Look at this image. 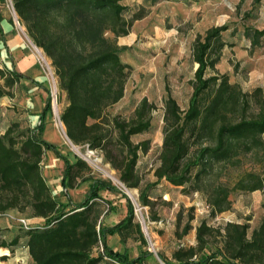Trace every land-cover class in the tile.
<instances>
[{
	"label": "trees",
	"instance_id": "trees-1",
	"mask_svg": "<svg viewBox=\"0 0 264 264\" xmlns=\"http://www.w3.org/2000/svg\"><path fill=\"white\" fill-rule=\"evenodd\" d=\"M12 5L29 38L51 60L60 88L66 93L68 103L60 120L67 137L74 144L106 151L115 131L119 157L112 161L107 154L106 159L118 170V178L126 187H139L136 164L139 151L146 152L148 142L134 143L131 136L149 129L154 104L142 98L129 119L113 116L107 120L108 126L102 121L104 111L123 97L128 76L129 66L119 56L125 46L105 36L107 31L115 37L128 33L131 23L123 17L126 7L122 0H12ZM225 30V25L211 26L192 43V57L197 67L187 108L180 109L170 95L164 100L160 163L154 170L155 181L140 191L143 205L149 204L145 189L162 179L175 186L200 182L213 162L231 159L237 149L248 151L253 146L264 145L261 88L256 87L251 93L257 111L247 116L248 93L230 83L225 73L206 75L208 70L216 71L225 46L222 39ZM259 34L264 31H257L256 35ZM22 77L14 70L0 68L3 80L0 97L11 96V88ZM47 94L35 127L23 128L13 122L0 133V216L13 211L43 219L41 226L26 223L25 227L20 223L26 230L9 242L1 240L0 251L7 253L23 236L34 264H99L101 261L108 264L107 260L142 264L147 259L154 260L153 253L146 248L129 259L108 245V235L121 233L131 226L134 206L111 182L81 176L77 170L88 169L86 162L80 158L71 162L56 145L42 138L43 121L51 109L50 93ZM192 146H195L193 150ZM46 150H52L63 162L60 183L65 189V202L52 195L42 174L41 161ZM77 176L89 184L83 199L73 202L66 189L74 187ZM250 177L251 182L242 180L238 188L264 190V179ZM101 190L119 192L126 199V215L120 221L110 224L94 213V201L101 198ZM228 194L229 190L223 186L214 190L209 197L212 215L228 209ZM190 219L178 234L180 238L190 229ZM137 229L141 242L146 245L139 224ZM248 229L247 223L227 222L220 232L201 221L195 228V245L176 248L170 259L157 255L165 264H264V217L250 233ZM99 244L102 250L94 256L92 250Z\"/></svg>",
	"mask_w": 264,
	"mask_h": 264
},
{
	"label": "rangeland",
	"instance_id": "rangeland-1",
	"mask_svg": "<svg viewBox=\"0 0 264 264\" xmlns=\"http://www.w3.org/2000/svg\"><path fill=\"white\" fill-rule=\"evenodd\" d=\"M122 4L126 7L123 17L131 23L128 33L115 37L107 31L105 36L115 39L119 46H125L119 56L129 66L128 76L123 97L104 111L102 121L108 126L107 120H111L113 116L129 119L142 98L154 104L149 129L131 136L134 143L145 140L148 142L147 151H139L136 171L140 184L136 188L126 187L118 178V170L106 159L107 154H110L109 160L112 161L119 157L120 147L115 131L106 151L89 149L87 144H74L66 137L65 127L60 120V114L68 103L66 93L60 88L51 60L37 47L47 59L50 71L39 59L23 22L18 20L12 0H0V23L10 22L16 29L35 56L42 76L43 90L50 93L49 122L52 125L45 129L43 139L56 145L71 162H75L77 158L86 162L88 169L77 170L81 176L90 175L109 181L128 196L126 189L134 191L133 196H127L134 206L132 224L121 233L108 235V245L113 250L126 254L129 259L146 248L153 253L155 259H147L142 264H165L157 254L170 259L176 248L195 245V228L201 221L220 232H223L227 222L247 223L250 233L264 217V190L249 191L237 186L242 180L251 182V175L264 179V145L253 146L248 151L240 148L231 159L213 162L200 182L175 186L162 179L148 190L145 189L148 205H143L139 199L141 189L156 179L154 170L160 163L163 139L164 100L170 95L180 109L187 108L192 92L191 82L197 67L192 57V43L198 34L203 35L211 26H226L222 33L225 46L215 66L216 71L208 70L206 75L216 72L227 74L230 83L248 93L250 108L246 115L250 116L257 111L251 93L256 87H260L264 95V34L256 35L257 31H264V0L257 3L255 0H122ZM51 76L57 89L55 94ZM53 101L58 107V117L53 113ZM59 120L62 126L58 124ZM88 122L91 123L92 120ZM25 127L23 124V128ZM261 140L264 142V133ZM194 147L192 146V150ZM62 170V160L52 150H46L41 161L42 174L52 195L65 202V189L59 183ZM114 178L122 185L115 182ZM80 179L77 176L74 187L66 189L73 202L83 199L89 184ZM220 186L229 190L228 209L212 215L209 197ZM99 195L105 199L97 198L94 201L93 210L99 219L104 218L113 224L126 215V199L119 192L101 190ZM189 218L191 227L180 238L178 234ZM20 219H24L28 226L43 224L42 218L10 211L0 216V241L9 242L14 236L23 234L26 229L20 224ZM137 224L146 239V245L141 242ZM220 238L217 236L218 240ZM7 250V253L0 254V264H34L26 246V237H20L17 244ZM101 250L99 244L93 248L92 254L96 256ZM99 264H104V261Z\"/></svg>",
	"mask_w": 264,
	"mask_h": 264
},
{
	"label": "crops",
	"instance_id": "crops-1",
	"mask_svg": "<svg viewBox=\"0 0 264 264\" xmlns=\"http://www.w3.org/2000/svg\"><path fill=\"white\" fill-rule=\"evenodd\" d=\"M0 68L14 70L23 75L11 88V96L0 97V133L13 122L23 126L35 127L43 109L47 92L42 87V76L37 67L33 53L26 47L24 41L10 22H1ZM3 80L0 79V84ZM44 130L52 125L49 122V112L44 119ZM61 177H59L60 183ZM61 185V183H60ZM2 254V251H0Z\"/></svg>",
	"mask_w": 264,
	"mask_h": 264
},
{
	"label": "bare ground",
	"instance_id": "bare-ground-1",
	"mask_svg": "<svg viewBox=\"0 0 264 264\" xmlns=\"http://www.w3.org/2000/svg\"><path fill=\"white\" fill-rule=\"evenodd\" d=\"M32 46L34 47L33 44H32ZM34 49H35V51H36V53H37L39 59H40L44 64H47L48 67H49V63H48L47 59L45 58V56L41 53V51H40L38 48H35V47H34ZM49 73L51 74V72H49ZM51 78H52V76H51ZM52 80H53V94H55L57 89H56V85H55V82H54V79H53V78H52ZM52 106H53V107H52V109H53V113L58 117V107H57V104H56L55 101H53V105H52ZM56 119H57V118H56ZM58 124H60V125L62 126V123L60 122V120H59ZM68 141H69V140H68ZM69 142H70V141H69ZM73 149L76 150V151H78L76 147H73ZM88 154H89V153H88ZM90 158H91V157H90ZM96 161H97V160H96ZM112 176H113V175H112ZM114 180H115V182H117V183H119L120 185H122L121 182H119L117 179L114 178ZM126 190H127V192L129 193V196H133L134 191H132V190H130V189H126ZM135 204H136V203H135Z\"/></svg>",
	"mask_w": 264,
	"mask_h": 264
},
{
	"label": "built area",
	"instance_id": "built-area-1",
	"mask_svg": "<svg viewBox=\"0 0 264 264\" xmlns=\"http://www.w3.org/2000/svg\"><path fill=\"white\" fill-rule=\"evenodd\" d=\"M15 21H16V23H18V21L15 19ZM45 66L47 67V69L50 71V66L48 67V65L47 64H45ZM52 74V73H51ZM53 78V77H52ZM20 221V223L23 225V226H25L26 227V222H25V220L24 219H20L19 220Z\"/></svg>",
	"mask_w": 264,
	"mask_h": 264
},
{
	"label": "water",
	"instance_id": "water-1",
	"mask_svg": "<svg viewBox=\"0 0 264 264\" xmlns=\"http://www.w3.org/2000/svg\"><path fill=\"white\" fill-rule=\"evenodd\" d=\"M34 45V47L35 48H37V46L35 45V44H33ZM65 135H66V133H65ZM66 137H67V135H66ZM68 138V137H67ZM69 139V138H68ZM70 140V139H69ZM127 196H128V194H127ZM129 197V196H128Z\"/></svg>",
	"mask_w": 264,
	"mask_h": 264
}]
</instances>
